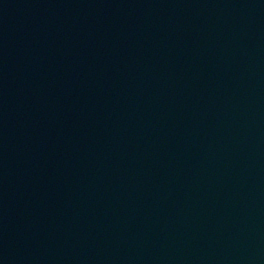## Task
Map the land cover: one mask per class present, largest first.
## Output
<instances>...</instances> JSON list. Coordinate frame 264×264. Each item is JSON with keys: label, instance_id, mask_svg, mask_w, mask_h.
I'll list each match as a JSON object with an SVG mask.
<instances>
[{"label": "water", "instance_id": "water-1", "mask_svg": "<svg viewBox=\"0 0 264 264\" xmlns=\"http://www.w3.org/2000/svg\"><path fill=\"white\" fill-rule=\"evenodd\" d=\"M99 264H264V0H164Z\"/></svg>", "mask_w": 264, "mask_h": 264}]
</instances>
